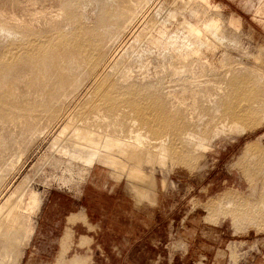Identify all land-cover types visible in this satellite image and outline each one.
I'll use <instances>...</instances> for the list:
<instances>
[{"label": "rangeland", "instance_id": "374dc122", "mask_svg": "<svg viewBox=\"0 0 264 264\" xmlns=\"http://www.w3.org/2000/svg\"><path fill=\"white\" fill-rule=\"evenodd\" d=\"M209 2L0 0V264H264V0Z\"/></svg>", "mask_w": 264, "mask_h": 264}, {"label": "bare ground", "instance_id": "6f19581e", "mask_svg": "<svg viewBox=\"0 0 264 264\" xmlns=\"http://www.w3.org/2000/svg\"><path fill=\"white\" fill-rule=\"evenodd\" d=\"M198 1H200V2H202V3H204L205 5L207 4V5H209L210 6V2H209V0H198ZM206 5V6H207ZM215 8H217V7H215ZM218 9V8H217ZM199 15V14H198ZM197 16V15H196ZM196 19V18H195ZM236 19V18H235ZM213 21V20H212ZM214 22V21H213ZM210 23H211V21H210ZM209 23V25H208V29H211V31H212V29L213 30H215L216 29V27H217V23H211L210 24ZM191 24V23H190ZM196 24V23H195ZM201 24V23H200ZM219 24V23H218ZM198 25V24H197ZM233 25H235L236 27L237 26H239L238 25V23L237 22H233ZM190 26V25H189ZM201 27V26H200ZM218 28V27H217ZM219 29V28H218ZM217 29V30H218ZM203 30V29H202ZM205 30V29H204ZM216 30V31H217ZM206 31V30H205ZM188 32V31H187ZM190 33L191 34H193V35H197V36H199L200 35V33H201V30L199 29V27H197L196 25L195 26H192L191 28H190ZM203 33V32H202ZM216 33V32H215ZM218 33V32H217ZM216 33V34H217ZM192 36V35H191ZM201 36H202V34H201ZM206 37V36H205ZM200 38V37H199ZM199 51V50H198ZM76 129H78V128H76ZM73 130H74V128H73ZM71 133V132H70ZM72 133H74V132H72ZM79 133L80 132H78V130H76L75 131V135H79ZM68 134H69V129H68V127H65L62 131H61V133L59 134V138H62V137H65V136H68ZM140 134V133H139ZM84 135H86V134H84ZM140 137V136H139ZM59 138L57 139V138H55V139H57V140H59ZM86 138H89L88 136H86ZM191 138V137H190ZM56 140V141H57ZM142 140V139H141ZM193 140V139H192ZM137 141H139V140H137ZM136 142V141H135ZM140 142V141H139ZM139 142H136V144L134 143V145H130V143H129V145H126V146H122L121 144V146H120V150H122V151H125V152H128L129 154H132V155H139L140 154V152H142L141 150H140V146L139 145H141V144H139ZM141 143V142H140ZM161 143H163V142H161ZM60 144V143H59ZM90 145H88L89 147H90V150H88V152H94V153H97V145H96V142L94 141V140H92L90 143H89ZM143 144V143H142ZM52 145V144H51ZM55 145V144H54ZM61 145V144H60ZM125 145V144H124ZM56 146H57V144H56ZM202 147H205V146H203V145H201ZM58 147V146H57ZM56 147V148H57ZM110 148H111V146H109ZM117 147V146H116ZM61 148H63V147H61ZM54 149H55V147H54ZM60 149V148H59ZM64 149V148H63ZM67 150V149H66ZM69 150V149H68ZM121 151V152H122ZM61 152V151H60ZM69 152V151H68ZM77 153H79V152H77ZM82 153V152H81ZM81 153H79V154H81ZM65 154V153H64ZM68 154V153H67ZM67 154H65V155H67ZM90 154V153H89ZM161 158L163 159V156H161ZM109 165V164H108ZM118 167V166H117ZM123 167V172H128L129 171V167L127 166V165H124V166H122ZM133 168V167H132ZM120 169H121V167H120ZM134 174H135V176L137 177V178H141V179H146L145 177H147V176H145V175H143L142 173H140V172H138L137 170H135L134 171ZM118 177V176H117ZM120 177V176H119ZM138 181V180H137ZM143 182V181H142ZM133 190H134V192L136 193V195H138V196H140L141 194H142V192H143V190L142 189H139V187H133ZM21 193H24V192H21ZM20 195V194H19ZM18 195V196H19ZM23 194L22 195H20L19 197H17L18 199L16 200V204L14 205V204H12L11 205V207L8 209V211L5 213V217H4V224L7 226V237L9 238V239H11V241L14 239V236H15V234H16V229H15V227L13 226V224H11V223H13V222H15V221H17V219H18V209H19V206L21 205V203H22V199H23ZM11 200H9V201H7V203H9ZM41 204H42V200L39 198V195H37V194H35V193H33L32 192V194H31V204H30V208H29V211H31V213L30 214H34L39 208H40V206H41ZM8 206V205H7ZM6 207V206H5ZM22 207H23V205H22ZM26 208V207H25ZM22 209V208H21ZM28 216V215H27ZM30 217V216H29ZM27 219H29V218H27ZM30 220V219H29ZM28 220V221H29ZM28 224V223H27ZM32 231V230H31ZM31 231L29 232V234H28V236H27V240H29V238H30V236H31ZM7 238V239H8ZM24 239V238H23ZM16 245V244H15ZM17 260V259H16ZM18 261V260H17Z\"/></svg>", "mask_w": 264, "mask_h": 264}, {"label": "crops", "instance_id": "0c3cea01", "mask_svg": "<svg viewBox=\"0 0 264 264\" xmlns=\"http://www.w3.org/2000/svg\"><path fill=\"white\" fill-rule=\"evenodd\" d=\"M77 218H81L82 220H84L85 218H84V215L83 214H81V215H78V216H70L69 217V224H72V225H74L75 224V219H77ZM32 231H31V236L33 235V229H31ZM31 236H30V238H31ZM29 238V239H30Z\"/></svg>", "mask_w": 264, "mask_h": 264}]
</instances>
